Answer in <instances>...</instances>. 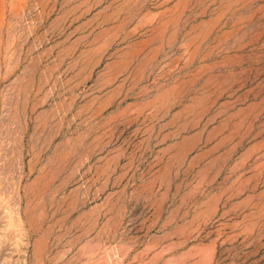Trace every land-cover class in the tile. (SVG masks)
Returning <instances> with one entry per match:
<instances>
[{
    "label": "rangeland",
    "instance_id": "374dc122",
    "mask_svg": "<svg viewBox=\"0 0 264 264\" xmlns=\"http://www.w3.org/2000/svg\"><path fill=\"white\" fill-rule=\"evenodd\" d=\"M0 264H264V0H0Z\"/></svg>",
    "mask_w": 264,
    "mask_h": 264
}]
</instances>
